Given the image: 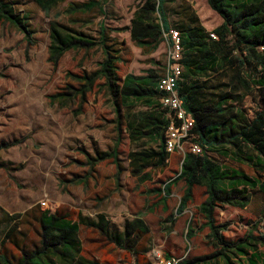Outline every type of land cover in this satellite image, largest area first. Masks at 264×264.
Wrapping results in <instances>:
<instances>
[{
  "label": "rangeland",
  "instance_id": "obj_1",
  "mask_svg": "<svg viewBox=\"0 0 264 264\" xmlns=\"http://www.w3.org/2000/svg\"><path fill=\"white\" fill-rule=\"evenodd\" d=\"M4 1L25 19L31 39L0 21V264H21L24 258L37 261L35 253L44 249L38 222L43 212L80 222L81 249L74 264H146L153 248L170 258H182L191 249L181 264H196L200 258H207L203 264H223L210 259L214 248L199 213L205 188L194 189L193 201L178 216L183 182L172 187L167 199L158 193L180 174L187 146L172 154L164 167L153 165L134 176L131 153L154 145L131 140L125 118L128 110L121 107L116 112L104 79L96 78L86 93L81 90L84 84L79 78L96 75L105 60L103 50L69 51L57 64L50 60L53 25L97 41L103 26L106 46L117 57L120 82L128 74L143 76L149 70L164 76L171 54L168 42L152 50L131 39V22L143 0H107L103 13L94 10L73 16L65 14L71 4L91 0H66L47 12L36 0ZM165 8L174 32L191 21H198L208 32L222 23L207 0H168ZM229 77V73H218L193 81L210 98L229 90L225 87ZM144 109L139 105L131 111ZM115 150L114 158L96 161ZM210 156L224 167L264 182V173L257 174L252 165L215 153ZM146 175L149 178L143 179ZM249 195L245 208L226 206L215 212L216 223L227 226L223 233L227 241L240 243L249 233L264 236V194L254 190ZM101 216L107 235L92 225ZM136 217L142 218L148 232L134 243L118 244L126 222ZM191 229L195 234L188 239ZM246 250L248 257L257 255L264 264V246H247ZM46 252L59 263L57 251ZM38 256L45 261V253ZM242 260L247 263L246 256Z\"/></svg>",
  "mask_w": 264,
  "mask_h": 264
},
{
  "label": "trees",
  "instance_id": "obj_2",
  "mask_svg": "<svg viewBox=\"0 0 264 264\" xmlns=\"http://www.w3.org/2000/svg\"><path fill=\"white\" fill-rule=\"evenodd\" d=\"M44 10L50 11L66 0H36ZM107 0H91L87 3L71 4L65 11L68 16L86 14L94 10L103 13ZM168 0H143L137 8L131 22V39L139 47L157 50L163 41H167L170 50L173 47L172 26L168 20L166 4ZM210 8L222 19L221 25L212 32L191 21L188 26L178 27L177 32L182 49L183 67L181 81L177 90L183 100L185 109L192 114L194 128L192 139L204 150L202 154L186 153L181 165V172L176 179L167 183L159 195L170 197L172 187L185 182L184 196L177 208V216L182 214L189 202L193 201L195 187L206 190V199L199 207L204 216V228L209 229L208 239L214 248L210 259L221 260L223 264H241L242 257H247L248 264H260L257 255L248 257L247 246L259 248L264 246V236L249 233L240 243L227 241L223 233L224 224H217L215 212L218 208L231 206L245 208L250 202V191L259 190L264 194V182L248 176L240 170L224 167L210 154L215 153L224 158H233L238 163L252 165L259 175L264 173V0H207ZM10 3L0 0V21L14 25L27 39L31 33L25 19L16 15ZM211 34L217 39L211 38ZM106 35L101 26L100 39L97 41L68 27L53 25L51 32L50 60L57 64L69 51L91 50L101 48L105 56L99 71L94 77H81V89L87 92L96 78L105 80L108 92L114 99V107L120 113L126 107V126L133 142L140 144L146 140L154 145L143 151L131 153L130 168L134 176L152 167L165 166L171 155L166 150V132L170 123L168 112L162 108L160 99L165 96L157 88L160 75L155 70L146 75L128 74L123 82L117 75V57L106 46ZM228 74L229 90L212 94L210 98L203 95L202 85L193 80L211 74ZM251 99L250 106L246 105ZM120 100V101H119ZM139 105L144 110L133 113L132 108ZM118 130L121 131L122 120L118 117ZM104 153L97 162L114 158ZM119 172L120 167L118 166ZM149 178L147 175L143 179ZM38 222L42 229V251L35 253L37 261L23 260L21 264H74L80 254L78 235L80 222L76 223L60 214L41 213ZM105 221L101 216L99 223L92 224L107 235ZM148 229L140 217L127 221L122 236L116 242L128 244L135 242ZM191 229L188 239L193 237ZM61 247V248H58ZM47 250L57 251L59 263L51 260ZM45 253V261L38 255ZM235 257L234 261L232 257ZM207 258L197 259L205 261ZM97 264V263H96Z\"/></svg>",
  "mask_w": 264,
  "mask_h": 264
},
{
  "label": "built area",
  "instance_id": "obj_3",
  "mask_svg": "<svg viewBox=\"0 0 264 264\" xmlns=\"http://www.w3.org/2000/svg\"><path fill=\"white\" fill-rule=\"evenodd\" d=\"M171 36L173 47L170 50L171 54H169L168 70L160 78L157 88L159 91L165 93V96L160 99V104L162 108L167 110L170 120L166 132V150L172 155L187 146V152H183L184 159L186 153L200 155L204 150L192 140L194 138L192 134L194 119L192 114L185 109L183 100L177 90V84L181 81L183 73V67L180 65L183 52L180 47L178 32L171 31ZM210 36L215 40L217 39L214 34ZM190 250L182 258H170L163 254L161 250L153 248L150 252V261L146 264H181L186 259Z\"/></svg>",
  "mask_w": 264,
  "mask_h": 264
},
{
  "label": "crops",
  "instance_id": "obj_4",
  "mask_svg": "<svg viewBox=\"0 0 264 264\" xmlns=\"http://www.w3.org/2000/svg\"><path fill=\"white\" fill-rule=\"evenodd\" d=\"M181 182H183V185H182V186H183V190H185V182H184V181H181ZM195 188H196V187H195ZM195 188H194V189H195ZM201 216H202V215H201ZM203 218H204V217H203ZM202 262H203V261H198V262H196V264H203ZM241 264H247V263H245V261H242Z\"/></svg>",
  "mask_w": 264,
  "mask_h": 264
}]
</instances>
